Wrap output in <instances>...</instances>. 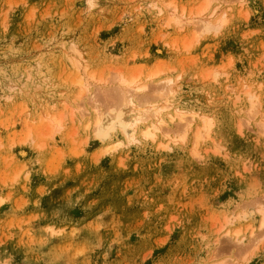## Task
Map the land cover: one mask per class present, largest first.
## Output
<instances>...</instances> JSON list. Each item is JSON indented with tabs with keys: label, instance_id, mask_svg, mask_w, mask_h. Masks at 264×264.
<instances>
[{
	"label": "rangeland",
	"instance_id": "374dc122",
	"mask_svg": "<svg viewBox=\"0 0 264 264\" xmlns=\"http://www.w3.org/2000/svg\"><path fill=\"white\" fill-rule=\"evenodd\" d=\"M169 1L225 23L166 27ZM118 74L150 104L171 81L166 135L110 151L86 128ZM0 264H264V0H0Z\"/></svg>",
	"mask_w": 264,
	"mask_h": 264
},
{
	"label": "bare ground",
	"instance_id": "6f19581e",
	"mask_svg": "<svg viewBox=\"0 0 264 264\" xmlns=\"http://www.w3.org/2000/svg\"><path fill=\"white\" fill-rule=\"evenodd\" d=\"M149 7L156 8L158 14L165 13V10L168 11L169 14L167 15V20L164 21V25L166 27L175 26L177 29H183L185 26H194L192 29L193 33L199 32L198 30H200L201 34L216 33L225 23L224 16L216 20H212V18L217 14L216 10H213L211 14L207 15L209 1L204 2L202 5L197 7V9L195 8L194 12L190 13L189 11L191 10L189 9V14L185 13L184 8L180 9L172 1L164 3L163 7L159 6L158 3H152L149 5ZM198 36L199 35L194 34L193 38L197 39ZM190 44L191 43L187 42V46H184L187 48L190 46ZM72 64L73 67L77 69L80 68L77 61H73ZM156 74L157 73H151L146 78H153ZM88 75L89 76L86 75L87 77L84 78L81 75H76L75 77H73L74 79L72 78L73 85H77L78 87H80L79 92H82V89L86 90V88H88L90 84L93 85L94 82L98 85H102L105 81V79L102 80V78H94L95 76L93 74ZM113 80L115 86H113L114 88L112 87V89H110V92H112L110 93L109 91H104L106 92L105 94L110 93L106 96H109L108 98L113 97V99H111L114 103L111 102L112 105L109 104L108 107H105L104 110L106 111L102 110V113H100V111H97L98 114H94V117L91 120L92 122H88L87 125H85L86 128H88L92 123L94 125L95 135L101 140L108 139L111 142L110 145L107 147V150L112 151L118 147L136 144L139 142L138 136L144 140H154L157 136V133H163L164 135H166V131L164 132V130L162 129V125L164 124L163 113L171 107V103L167 100V93L169 91L168 86H170L171 81H163V84L157 88L159 90L152 91L156 95L155 98L159 99L160 101L158 103L150 104L149 100L151 98L148 99L146 95L144 97H141L139 95V93L141 94L147 89V86L141 82L140 74L133 75L130 78L118 74L111 80V82ZM97 89L99 88H96V90ZM84 90L83 92H85ZM97 93H99V91ZM244 93L248 95L247 97L248 102L251 105V110L255 111L259 103L257 95L249 94L248 91H244ZM108 103H110V101ZM83 113H86V110ZM174 113L177 119L182 123V127L180 126V128L188 127L198 117L197 114L188 113L185 110L180 109L179 107L175 108ZM187 114L189 115L188 119L186 116ZM81 115L83 116L84 114ZM45 121H47V125L48 127H50V130L48 131L49 133L47 134L48 136H51L52 130L58 131L62 127L61 117H49L46 118ZM202 122L203 129L197 130L194 134V147L197 146L198 140L202 139L203 137L207 138V134L211 128V122L208 118H204ZM185 132L186 131H183V134L179 136L177 140H174V142L183 141L185 139ZM115 133H119L121 135V139L119 138L115 141L110 140L112 138V135ZM159 147L166 148L167 146L159 145ZM194 154L196 155L197 153L195 152ZM241 216L243 215L241 214L237 217Z\"/></svg>",
	"mask_w": 264,
	"mask_h": 264
}]
</instances>
